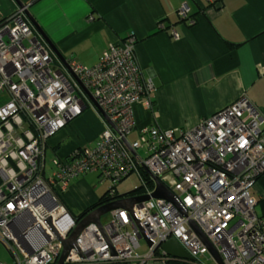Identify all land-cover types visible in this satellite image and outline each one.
Here are the masks:
<instances>
[{"label": "built area", "instance_id": "1", "mask_svg": "<svg viewBox=\"0 0 264 264\" xmlns=\"http://www.w3.org/2000/svg\"><path fill=\"white\" fill-rule=\"evenodd\" d=\"M22 2L0 20V242L13 264H58L64 240L83 217L58 194L72 178L97 172L112 183L113 194L137 172L144 185L139 194H150L156 184L149 174L148 185L144 171L159 178L174 199L150 197L131 210H110L109 221L91 222L80 231L62 264H264V215L257 212L262 196L256 189L264 174V113L248 95L192 127L145 124L130 140L137 128L135 107L153 112L156 100V85L142 73L134 37L110 42L93 66L74 54L65 56L67 68L33 30L26 14L30 4ZM188 13L182 3L178 14ZM88 104L104 122L98 141L63 158L55 155L47 177L50 138ZM170 239L191 258L165 252ZM142 242L148 248L144 254L137 251Z\"/></svg>", "mask_w": 264, "mask_h": 264}, {"label": "crops", "instance_id": "2", "mask_svg": "<svg viewBox=\"0 0 264 264\" xmlns=\"http://www.w3.org/2000/svg\"><path fill=\"white\" fill-rule=\"evenodd\" d=\"M22 1L30 4V13L59 51L74 54L86 66L95 65L110 42L137 39L142 73L156 85V112L135 107L137 128L130 140L145 124L171 128L173 118L180 125L185 121L180 127H192L242 93L264 113V0ZM182 3L189 6L194 24L180 20ZM16 7L15 0H0V20ZM103 129L98 112L87 108L50 138L48 148L66 157L78 146H94ZM82 176L61 193L75 214L99 198Z\"/></svg>", "mask_w": 264, "mask_h": 264}, {"label": "water", "instance_id": "3", "mask_svg": "<svg viewBox=\"0 0 264 264\" xmlns=\"http://www.w3.org/2000/svg\"><path fill=\"white\" fill-rule=\"evenodd\" d=\"M18 5H23L22 0H15ZM26 14L28 18L30 19L32 25L36 28L38 33L44 38L48 46L55 52V54L58 56V58L66 65L68 66L65 56L59 51V49L56 47V45L53 43L51 38L47 35L45 30L41 27V25L36 21L34 16L30 13L29 10L26 11ZM85 91L89 97H93L92 93L85 88ZM98 106V105H97ZM100 113L108 119L106 113L98 106L97 107ZM150 173V172H149ZM152 179L155 181L156 188L155 190L150 194H139V195H127L126 194H119L122 197L114 198L111 201H108L104 204H101L97 206L96 208L89 211L86 215L82 217L80 222L77 224L74 231L71 233V235L64 240V250L58 260V264H62L66 256L68 255L71 248L76 247V239L80 231L89 223L95 222L98 225L101 226V217L103 214L109 212L110 210L117 208V207H124L128 209H132L133 205L137 202H141L144 200L149 199L150 197H165L168 199H174L172 192L162 183V181L152 175ZM126 195V196H125ZM195 228L201 233V231L195 226ZM205 242L209 249L213 252V254L216 256V258L221 262V258L216 252L215 248L212 246V244L205 239ZM165 252L168 254L174 255V256H180L183 258H191V255L186 251V249L176 240V239H170L164 244Z\"/></svg>", "mask_w": 264, "mask_h": 264}, {"label": "rangeland", "instance_id": "4", "mask_svg": "<svg viewBox=\"0 0 264 264\" xmlns=\"http://www.w3.org/2000/svg\"><path fill=\"white\" fill-rule=\"evenodd\" d=\"M42 39H43V41H45L43 37H42ZM45 43H46V41H45ZM2 99H3V97H0V102L2 101ZM155 102H156V100H155ZM154 106H155V103H154ZM155 112H156V110H155ZM172 120L173 121L168 125L171 128H178L180 126H186L185 121H182L183 123L180 125L178 118H173ZM136 137H138V135ZM70 140H71V137L65 138L64 141H62L61 143L68 142ZM92 144H94V143H89L88 147H91ZM144 151H145L144 149L140 150L141 153H143ZM54 156H55V154L53 153V150L51 148H48L47 152H46V162H47L46 175H47V177H50L52 174V170H53L52 160H53ZM79 176L72 178L70 183L71 184L75 183ZM81 179H86L87 183L91 187V190L94 191L99 196H101L104 192H106V190L112 184L108 180L102 181V179L99 176V173H97V172H89V173L85 174L84 176H82ZM140 185H142V179L140 178V176L138 175L137 172H132L125 179H123L122 181H120L118 183L117 190H118L119 194H126L128 192L133 191L135 188H137ZM256 188L259 190V192H260L259 194H261V192L264 191V184H262L260 181H258V183L256 184ZM263 211H264V202L257 205V212L259 213V215H262ZM110 219H111V213L110 212L103 214L101 217V220L103 222H107ZM147 250H148V248L145 246L144 242H142V246L137 251L140 254H144L147 252ZM0 262L2 264H13V257H12L11 252L1 242H0Z\"/></svg>", "mask_w": 264, "mask_h": 264}, {"label": "trees", "instance_id": "5", "mask_svg": "<svg viewBox=\"0 0 264 264\" xmlns=\"http://www.w3.org/2000/svg\"><path fill=\"white\" fill-rule=\"evenodd\" d=\"M178 15H179V14H178ZM179 17H180V20H181V21H186V20H187V21H189V23H190V19H192V15H190V12L188 13V16H187V17H182V16H180V15H179ZM193 20H194V22H193V23H190V24H194V23H195L196 19L193 18ZM130 37H134V36L126 37V38H124L122 41H120V43H122L124 40L129 39ZM134 39H135V41L137 42V39H136L135 37H134ZM135 44H136V43H135ZM108 46H109V45H108ZM107 48H108V47H107ZM101 55H102V54H101ZM69 124H70V123H69ZM69 124H68V125H69ZM143 178H144V180L147 181L148 185L152 186L153 181L151 180V177L149 176V174H148L146 171H144ZM256 181H257V183H258V181H260L262 184H264V174L261 175V176H259V177L257 178ZM257 183H256V184H257ZM256 189H257V188H256ZM143 191H144V185L142 184V185L138 186L137 188H135L133 191L129 192L127 195L129 196V195L139 194V193H142ZM257 191L259 192L258 189H257ZM109 192H110V190H109V188H108V189L106 190V192H104L101 196H99V198L97 199L96 202H94L92 205H90L89 207H87L86 209H84L81 213L76 214L75 216H77V217H79V216H84V215H86L89 211H91L92 209L96 208L97 206H99V205H101V204H104V203H106V202H108V201H111V200L114 199V198L122 197L121 195H119V192H118V193L115 192V193H113V194H110ZM259 193H260V192H259ZM58 194H61V193H58ZM260 195H262V198H260L258 204L264 202V193H262V194H260ZM125 196H126V195H125ZM262 215H264V211H263V214H262Z\"/></svg>", "mask_w": 264, "mask_h": 264}, {"label": "bare ground", "instance_id": "6", "mask_svg": "<svg viewBox=\"0 0 264 264\" xmlns=\"http://www.w3.org/2000/svg\"><path fill=\"white\" fill-rule=\"evenodd\" d=\"M31 25H32V24H31ZM32 28H33L34 31H37L36 28H35L33 25H32ZM37 32H38V31H37ZM135 49H136V46H135ZM51 50H52V49H51ZM52 51H53V50H52ZM53 52H54V51H53ZM54 53H55V52H54ZM136 55H137V54H136ZM61 62H62V61H61ZM62 63H63V62H62ZM63 65H64L65 67L69 68V66H66L64 63H63ZM89 100H90L91 104H92L95 108L98 107V106H97V105H98V102H97L96 98H94V97H92V98L89 97ZM255 105H256V104H255ZM256 106H257V105H256ZM94 107H92L91 105L88 104L87 107L83 110V112H84L87 108H92V109L96 110ZM258 108H259V107H258ZM259 109H260V108H259ZM260 110H261V109H260ZM261 111H262V110H261ZM83 112H82V113H83ZM262 112H263V111H262ZM82 113H81V114H82ZM81 114H80V115H81ZM80 115H79V116H80ZM76 118H77V117H76ZM73 120H74V119H73ZM73 120H72V121H73ZM72 121H70L69 123H71ZM69 123H68V124H69ZM68 124H67L66 126H68ZM66 126H65V127H66ZM65 127H61V128H59L57 131L59 132V131H61V130H62L63 128H65ZM146 172H147L148 174H150L148 171H146Z\"/></svg>", "mask_w": 264, "mask_h": 264}, {"label": "flooded vegetation", "instance_id": "7", "mask_svg": "<svg viewBox=\"0 0 264 264\" xmlns=\"http://www.w3.org/2000/svg\"><path fill=\"white\" fill-rule=\"evenodd\" d=\"M32 24V23H31Z\"/></svg>", "mask_w": 264, "mask_h": 264}]
</instances>
